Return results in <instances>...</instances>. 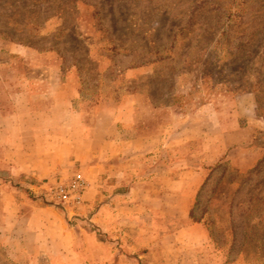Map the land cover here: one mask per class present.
Instances as JSON below:
<instances>
[{"label": "rangeland", "instance_id": "1", "mask_svg": "<svg viewBox=\"0 0 264 264\" xmlns=\"http://www.w3.org/2000/svg\"><path fill=\"white\" fill-rule=\"evenodd\" d=\"M131 98L145 132H162V146L156 156L131 157L146 175L120 181L105 173L101 205L110 200L108 188L122 192L155 172L163 185L170 176L186 186L185 175L204 164L203 143L216 144V113L226 120L235 114L251 138L211 159L195 186L191 220L206 225L217 264H264V0H0V115L57 106L67 125L87 130L98 122L104 133L107 117L126 112ZM10 151L0 146V264H63L60 257L15 261L8 254V220L28 216L35 203L61 211L76 234L104 238L92 222L98 206L84 199L96 181L80 161L36 182L12 174ZM116 161L122 168L127 158ZM78 177L86 182L84 205L71 217L48 187Z\"/></svg>", "mask_w": 264, "mask_h": 264}, {"label": "crops", "instance_id": "2", "mask_svg": "<svg viewBox=\"0 0 264 264\" xmlns=\"http://www.w3.org/2000/svg\"><path fill=\"white\" fill-rule=\"evenodd\" d=\"M134 99L128 100L123 108L126 112L121 110L107 117L109 129L104 133H99L98 122L87 130L82 123L74 127L67 125L66 119L60 116L66 110L61 111L57 106H43L38 110L17 107L6 115L2 112L1 121L6 126L0 129L5 134L0 146L12 150L9 160L12 174L29 175L34 181L42 182L80 161L84 166L82 170L90 171L96 181L84 199L87 206H98L92 222L104 237L99 238L95 232L89 236L85 232L76 234L61 211L35 203L28 216L8 220L10 234L6 242L13 260L35 255L49 259L60 257L63 264H217L210 255V234L206 225L191 220L197 196L195 186L208 176L211 159L220 160L235 143L250 140L251 129L238 126L235 114L226 120L217 112L216 144L203 143L202 167L190 174L184 173L188 178L186 186H180L170 176V185L166 186L159 172L147 178L140 168L142 163L131 159L152 153L156 156L162 146L161 131L147 133L142 128L144 123L139 119L138 108L132 105ZM23 123L29 129H24ZM120 123H124V131L118 129ZM230 127L235 131H229ZM12 132L15 139L11 137ZM99 136L104 138L102 146L95 144ZM83 146L90 147L89 156L82 153ZM71 157H74L72 162ZM120 158L127 161L122 168L114 167L113 162ZM108 172L107 178L115 177L120 181L137 172L145 175L138 176L139 180L122 192L116 187L108 188L106 195L110 200L101 205L105 190L98 184ZM85 210L78 215H83ZM79 242L83 243V250L75 248Z\"/></svg>", "mask_w": 264, "mask_h": 264}, {"label": "built area", "instance_id": "3", "mask_svg": "<svg viewBox=\"0 0 264 264\" xmlns=\"http://www.w3.org/2000/svg\"><path fill=\"white\" fill-rule=\"evenodd\" d=\"M86 182L82 178H74L68 182L54 183L48 187L49 195L57 205H62L68 214L74 217L83 205Z\"/></svg>", "mask_w": 264, "mask_h": 264}]
</instances>
